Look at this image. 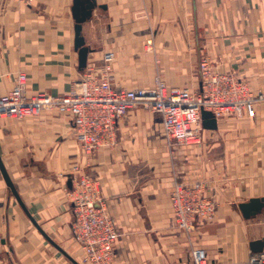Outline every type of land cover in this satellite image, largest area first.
<instances>
[{"label": "crops", "instance_id": "0c3cea01", "mask_svg": "<svg viewBox=\"0 0 264 264\" xmlns=\"http://www.w3.org/2000/svg\"><path fill=\"white\" fill-rule=\"evenodd\" d=\"M82 35L89 47L79 65L74 0H0V94L20 73L26 94L70 93L84 72L102 69L112 52L114 85L198 90L199 62L245 79L264 95V0H96ZM256 115L218 119L203 142L171 147L162 118L144 107L120 121L118 141L86 153L73 119L54 109L24 119L0 118V156L30 213L0 170V264H82L74 240L71 172L96 178L120 233L112 264H194L203 248L208 264H248L251 242L264 237V210L245 218L239 204L264 197V98ZM208 150L211 155L203 156ZM213 182L219 208L212 221L187 233L173 225L175 177ZM214 193V191H211ZM63 251H62V250Z\"/></svg>", "mask_w": 264, "mask_h": 264}, {"label": "built area", "instance_id": "2783aa9c", "mask_svg": "<svg viewBox=\"0 0 264 264\" xmlns=\"http://www.w3.org/2000/svg\"><path fill=\"white\" fill-rule=\"evenodd\" d=\"M115 55H104L100 72L87 69L74 89L63 95L26 94V75L20 73L14 88L0 94V118L24 119L54 109L70 115L76 139L82 149L92 154L103 146L113 147L118 141V127L127 113L144 107L161 116L164 134L171 147H193L203 142L202 111H211L218 119L225 116L255 117L256 96L247 81L235 73L217 69L208 56L199 62L201 86L198 90L170 87L157 77L152 88H118L114 85L112 62ZM73 185L68 191L74 219L71 231L88 264H112L115 244L120 235L116 221L109 212L98 179L75 167L71 172ZM173 225L190 233L197 221L213 220L218 205L208 201L201 181L186 183L174 180L170 193ZM194 264H208L203 248L191 252ZM248 264H264V250L251 252Z\"/></svg>", "mask_w": 264, "mask_h": 264}, {"label": "water", "instance_id": "95a60500", "mask_svg": "<svg viewBox=\"0 0 264 264\" xmlns=\"http://www.w3.org/2000/svg\"><path fill=\"white\" fill-rule=\"evenodd\" d=\"M97 2L96 0H74L73 5V16L76 21L75 26V45L76 48L79 51V65L81 68H85L87 66L88 61V54H89V47L85 44V39L82 35V26L83 23L86 22L89 18H91L93 14V10L96 8ZM202 124L203 128L205 129H217L218 128V120L215 117V115L208 110L202 111ZM0 170L1 173L8 184V186L11 188L13 194L16 196V198L19 200V202L24 207L25 211L28 213V215L31 217L30 213L27 211L26 207L24 206L23 202L21 201L19 194L17 192V189L15 188V185L13 184L7 169L1 159L0 156ZM239 208L245 218H251L258 214H260L264 210V197H254L251 198L247 202H242L239 204ZM31 219L34 221V219L31 217ZM35 222V221H34ZM62 250V249H61ZM251 250L253 252H261L264 250V237L262 239L254 240L251 242ZM63 251V250H62ZM75 264H80L79 262L73 260Z\"/></svg>", "mask_w": 264, "mask_h": 264}, {"label": "rangeland", "instance_id": "374dc122", "mask_svg": "<svg viewBox=\"0 0 264 264\" xmlns=\"http://www.w3.org/2000/svg\"><path fill=\"white\" fill-rule=\"evenodd\" d=\"M22 1H24V2H27L28 0H22ZM202 144V143H201ZM211 155V153L208 151V150H206V153L203 155V156H205V159H207V157H209ZM210 158V157H209ZM208 160V159H207ZM175 179H179L180 181H184V182H186V183H192V182H194V181H201L202 183H203V185H204V187H205V194H206V198H207V200L208 201H214V202H216L217 203V205H218V208H219V201H218V197H217V195H216V193H215V188H213L214 187V183L213 182H211L210 180H208V179H205V178H199V179H196V180H188V181H185V180H183L182 178L180 179V176L179 175H177L176 177H175ZM214 184V185H213ZM173 188V187H172ZM211 191H214V193L213 192H211ZM171 193V192H170ZM171 201V200H170ZM172 205V204H171ZM218 211V210H217ZM217 214V213H216ZM173 216H174V214H173ZM203 221H207V220H203ZM210 221H212V220H210ZM193 250V249H192ZM82 264H88L84 259L82 260Z\"/></svg>", "mask_w": 264, "mask_h": 264}]
</instances>
